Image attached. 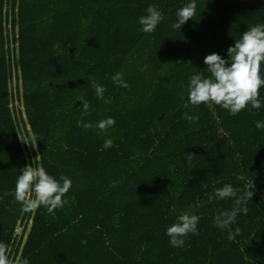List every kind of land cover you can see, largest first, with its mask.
Segmentation results:
<instances>
[{
  "label": "trees",
  "instance_id": "trees-1",
  "mask_svg": "<svg viewBox=\"0 0 264 264\" xmlns=\"http://www.w3.org/2000/svg\"><path fill=\"white\" fill-rule=\"evenodd\" d=\"M190 2L0 0V242L11 256L29 264H264V129L256 127L264 86L260 109L235 116L214 104L184 108L190 76L207 70L204 58L229 59L235 40L264 24V0H196L193 18L174 29ZM149 5L165 18L145 33L139 18ZM14 69L20 107L12 106ZM116 73L128 88L112 81ZM90 77L110 103L97 98ZM80 97L90 114L82 115ZM108 117L115 125L105 131L77 126ZM107 139L113 146L104 149ZM34 161L72 182L53 213L3 196ZM251 180L248 213L231 225L241 234L229 240L213 219L239 207L235 197L210 202L208 194L232 184L243 196ZM185 211L200 217L199 234L172 247L167 228Z\"/></svg>",
  "mask_w": 264,
  "mask_h": 264
},
{
  "label": "clouds",
  "instance_id": "clouds-1",
  "mask_svg": "<svg viewBox=\"0 0 264 264\" xmlns=\"http://www.w3.org/2000/svg\"><path fill=\"white\" fill-rule=\"evenodd\" d=\"M196 0H191L183 7L177 10L176 21L172 24L174 29H180L189 19L193 18L196 13ZM146 15L139 18V24L142 26L141 31L150 33L155 31L157 25L164 20V15L158 10L157 5H149ZM178 21V22H177ZM229 59L222 58L219 54L212 53L204 58V63L208 66L206 72L198 71L189 78L187 85L188 103L197 106L205 104L208 106L218 105L235 116L240 111L251 106V109H260L261 101L259 99L260 88L264 86V76L261 75L262 65H264V24H256L244 31L239 39L235 40L234 46L227 49ZM207 73V75L205 74ZM92 87L98 99L110 103L111 98L105 99L104 93L106 88L95 82L90 77ZM112 81L124 88L129 85L124 82L123 74L116 73L112 76ZM83 102V114H90V105L83 97L79 98ZM184 119L189 122L198 120V116L184 114ZM115 125L112 117L102 119L95 125L82 119L77 122L78 127L84 129H99L105 131L107 128ZM258 129H264V122H257ZM113 146V141L107 139L103 148L108 149ZM192 158V154H187ZM38 156L35 158L37 160ZM26 165L20 170L17 177L14 193L5 192L4 197L14 195L16 201L20 202L26 211L35 210L43 206L48 213H53L56 209L61 208L67 203L63 197L71 187V180L63 175L58 179L48 174L46 169L35 163ZM238 180L245 181L244 175H238ZM253 180L246 181L244 195L238 196L239 189L232 184H225L222 188H217L213 193L208 194V200L213 199H230L235 197V202L239 207L231 211H220L213 219V226L221 229H227L229 240H235L241 234L240 227L233 231L231 225L236 222L238 214L248 213L247 201L252 199L254 192ZM3 199V197H0ZM200 217L191 214L188 211L183 212L177 217V221L167 228L166 235L170 237L169 243L172 247H183L185 237L188 234L198 235L197 225ZM0 264H29V260L20 257H13L9 253L8 246L0 242Z\"/></svg>",
  "mask_w": 264,
  "mask_h": 264
},
{
  "label": "built area",
  "instance_id": "built-area-1",
  "mask_svg": "<svg viewBox=\"0 0 264 264\" xmlns=\"http://www.w3.org/2000/svg\"><path fill=\"white\" fill-rule=\"evenodd\" d=\"M11 47H14V51L15 52V48H17V50L19 49V44L17 43L15 46L14 44L11 45ZM18 54V52H17ZM21 86V79H20V75H19V71H17L16 69H14L13 74H12V78H11V91L13 92V105L12 106H16V107H20V93H19V87ZM23 109V108H22ZM20 113V112H19ZM22 114V113H20ZM23 115V114H22ZM24 116H26L24 114ZM32 221V220H31ZM23 231H25L27 229V223L23 222ZM20 229H17V234L19 236H21V232H19Z\"/></svg>",
  "mask_w": 264,
  "mask_h": 264
},
{
  "label": "rangeland",
  "instance_id": "rangeland-1",
  "mask_svg": "<svg viewBox=\"0 0 264 264\" xmlns=\"http://www.w3.org/2000/svg\"><path fill=\"white\" fill-rule=\"evenodd\" d=\"M37 153H39V151L37 150ZM32 224H33V220L30 222V225H29V227H28V229H27V235H26V238H27V236L29 235V232L31 231V226H32ZM23 223H20L19 224V229H20V231L19 232H21V234H23L24 233V231L22 230L23 229Z\"/></svg>",
  "mask_w": 264,
  "mask_h": 264
}]
</instances>
